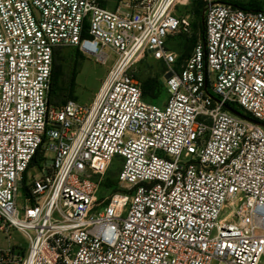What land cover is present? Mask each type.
<instances>
[{"label":"built area","instance_id":"1","mask_svg":"<svg viewBox=\"0 0 264 264\" xmlns=\"http://www.w3.org/2000/svg\"><path fill=\"white\" fill-rule=\"evenodd\" d=\"M190 6L0 0V234L27 241L0 264H264V6L202 0L204 37L179 61ZM64 47L113 54L89 105L48 102ZM145 56L167 67L161 104L134 76Z\"/></svg>","mask_w":264,"mask_h":264},{"label":"rangeland","instance_id":"2","mask_svg":"<svg viewBox=\"0 0 264 264\" xmlns=\"http://www.w3.org/2000/svg\"><path fill=\"white\" fill-rule=\"evenodd\" d=\"M230 1V0H229ZM240 3H248L252 0H233ZM256 5H264V0H253ZM117 0H104V4L108 8L114 7ZM194 6L193 0H191V6L189 9H187L188 13L191 15V12L189 10H192ZM183 12V8L178 7L177 13ZM192 18V15H191ZM201 40V36H199V32L197 30L196 26H193L191 28L190 37L188 38L185 35H178L177 37L170 40V48L174 50V52L177 54L178 58H185L187 57L191 49H186L185 44L189 40ZM62 54L64 56V59L62 60V69L64 73V81L66 84V89H69V82L70 79L75 73L74 77V85L70 87V90L65 92L66 97L63 98V101H60V103H63L64 101L68 99H75L79 103L84 105H89L96 94L101 81L105 77L107 70L113 63V54L109 49H105V52L107 53V60L105 63L101 64L99 61L95 59L93 56H86L81 55L79 52L76 53V50L72 47H64L61 49ZM166 65L163 64L160 61H155L151 59L150 57L145 56L143 59H141L138 63L134 66V75L138 79L147 78V77H155L159 80L160 84L158 86V92L156 97L154 98H148L145 97L146 101L149 102H156L158 104H161L165 101L166 92L163 89V85H161V78L163 79V72L166 70ZM241 111V110H240ZM35 169H29L27 173L25 174L24 178L27 177V175H31L35 173ZM117 167L113 164L109 166L108 172L106 174L107 177L114 179L116 181L117 177ZM39 173V172H37ZM115 188H100V195H108L113 192ZM117 189V187H116ZM18 197L22 198V191L21 189L18 192ZM10 244H20L22 246H27V241L22 237L21 234H19L15 230H11L9 234V240H5L4 236L0 234V246L5 247Z\"/></svg>","mask_w":264,"mask_h":264},{"label":"trees","instance_id":"3","mask_svg":"<svg viewBox=\"0 0 264 264\" xmlns=\"http://www.w3.org/2000/svg\"><path fill=\"white\" fill-rule=\"evenodd\" d=\"M194 6L192 10H189L192 15V27L196 26L197 30L199 32V36H201V40L204 37V30H203V24L200 19V14L202 10V0H193ZM229 3H231L234 6H237L241 9L244 10H257L260 9L264 5H256L255 2L249 1L248 3H240L237 1L230 0ZM188 38L190 37L187 36ZM199 40H189L185 44V48L188 49H193L195 46L196 42ZM62 48H56L53 52V59H52V69H51V76H50V85H49V91H48V102L53 105H61L63 103H60V101H63V98L66 97L65 92L66 90L69 91L70 87L74 85V77L75 73H73L70 82H69V89H66V84L64 81V73H63V67H62V60L64 59V56L61 51ZM76 50V49H75ZM76 53L78 51L76 50ZM191 53V52H190ZM186 58V57H185ZM184 58H178L179 61H181ZM162 75V74H161ZM135 76V75H134ZM136 77V76H135ZM137 78V77H136ZM138 79V78H137ZM140 83V89L143 98L145 97L148 98H154L157 95L158 92V86L160 84L159 80L155 77H147V78H142L138 79ZM162 81V78H161ZM161 85H163V81L161 82ZM163 89L166 92L164 85ZM167 95V94H166ZM166 99V97H165ZM75 100V99H73ZM37 157L35 156L33 158V162L37 161ZM119 161V158H116L113 165L117 166V163ZM108 172V171H107ZM107 174V173H106ZM101 187L105 188H115L113 191H116V181L114 179H111L107 176L104 177V180L101 184Z\"/></svg>","mask_w":264,"mask_h":264},{"label":"water","instance_id":"4","mask_svg":"<svg viewBox=\"0 0 264 264\" xmlns=\"http://www.w3.org/2000/svg\"><path fill=\"white\" fill-rule=\"evenodd\" d=\"M227 109H228L230 112H232L233 114L237 115V116L243 117L244 119H246V120H248V121H251V122H254V123H258V124H260V123L257 122L256 120H254V119H252V118H250V117H248V116L243 115L242 113H240V112L237 111V110H234V109L229 108V107H227ZM260 125L264 126V124H260Z\"/></svg>","mask_w":264,"mask_h":264}]
</instances>
